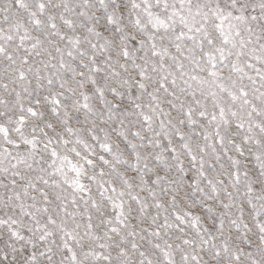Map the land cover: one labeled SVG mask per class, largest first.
Returning a JSON list of instances; mask_svg holds the SVG:
<instances>
[{"label":"snow or ice","instance_id":"1","mask_svg":"<svg viewBox=\"0 0 264 264\" xmlns=\"http://www.w3.org/2000/svg\"><path fill=\"white\" fill-rule=\"evenodd\" d=\"M0 264H264V0H0Z\"/></svg>","mask_w":264,"mask_h":264}]
</instances>
